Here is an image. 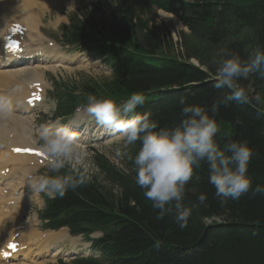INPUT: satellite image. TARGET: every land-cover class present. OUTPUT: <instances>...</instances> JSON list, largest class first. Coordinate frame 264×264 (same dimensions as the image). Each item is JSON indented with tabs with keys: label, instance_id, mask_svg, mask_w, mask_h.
Returning a JSON list of instances; mask_svg holds the SVG:
<instances>
[{
	"label": "trees",
	"instance_id": "16d2710c",
	"mask_svg": "<svg viewBox=\"0 0 264 264\" xmlns=\"http://www.w3.org/2000/svg\"><path fill=\"white\" fill-rule=\"evenodd\" d=\"M117 2L118 13L113 11L107 22L88 21L92 30L74 24L68 32L73 40L82 41L96 28L98 50L107 55L112 67L113 77L104 86L85 83L92 87V94L116 100L139 92L146 102L138 111L151 112L161 127L180 120L181 98L210 109L217 96L232 90L214 87L216 66L198 68L189 64L188 56L180 61L159 52L148 20L143 19L148 11L154 7L171 11L189 29L201 30L202 36L214 42L219 37L227 39L230 52L239 54L242 61L258 47L264 48V0ZM101 15L106 16L103 11ZM82 17L86 21L88 13L82 12ZM242 30L249 35L238 38ZM250 38L252 43L247 42ZM252 85L258 87L253 94ZM237 86L247 97L242 103L220 107L215 139L222 149L234 140L247 141L253 151L248 166L252 186H264V77L251 73L239 79ZM138 148L139 142L123 152L127 158L123 172L96 156L110 183L102 188L95 180H87L50 202L46 216L55 225L64 216V222L80 232L102 230L103 237L94 244L105 259L103 264H264V195L253 196L250 190L238 200L222 202L209 183L207 165L194 167L184 203L198 207L181 229L172 214L157 219L159 210L136 185L131 157ZM201 193L207 196L203 205L197 200ZM83 264L102 263L93 259Z\"/></svg>",
	"mask_w": 264,
	"mask_h": 264
},
{
	"label": "clouds",
	"instance_id": "9594fccd",
	"mask_svg": "<svg viewBox=\"0 0 264 264\" xmlns=\"http://www.w3.org/2000/svg\"><path fill=\"white\" fill-rule=\"evenodd\" d=\"M215 70L216 89L228 88V94L217 96L210 109L187 104L181 98L180 120L172 126L161 127L152 113L137 112L146 102L144 95L133 92L122 103L109 98L86 97V111L95 122L120 135L126 146L139 142L131 157L135 183L144 196L158 209L157 219L172 214L181 229L185 228L198 204L184 203L186 185L193 177L194 167L207 165L209 183L215 196L222 202L238 200L249 193L264 195V186H252L248 166L253 151L247 141L234 140L222 149L215 137L218 134L217 114L221 106L244 102L247 93L237 81L251 73L264 77V48L258 47L246 61L239 54L225 50ZM79 110V109H78ZM211 113V114H210ZM75 125L59 121L41 124L36 130L38 148L54 175L28 177V185L35 192H44L50 198L63 197L90 178V165L85 148L74 129ZM62 169H68L60 174ZM207 196L201 193L197 200L203 205Z\"/></svg>",
	"mask_w": 264,
	"mask_h": 264
},
{
	"label": "bare ground",
	"instance_id": "6f19581e",
	"mask_svg": "<svg viewBox=\"0 0 264 264\" xmlns=\"http://www.w3.org/2000/svg\"><path fill=\"white\" fill-rule=\"evenodd\" d=\"M33 1L34 0H0V10H1L0 21L5 23L10 21L7 27V32H9V28L12 26L13 23H20L25 27V37L27 39V42L26 40H23L24 54L31 55V58L28 59L26 62L23 61L25 63L23 67L19 66L18 68L20 73L19 79L21 80L20 69L25 68L26 64L28 63L32 64L33 61L41 62V65L36 63L37 65L33 66V68L31 69L29 68L28 70L29 75L27 76V79L29 80V84H32L33 82L32 81L33 73H39L41 74V76H43L44 70H46L49 67L45 63L54 62V65L52 66L53 68H57L59 66H62L63 64V58L59 56L60 54L57 51L56 47L50 48L49 47L50 45L43 47V38L40 36L39 29L36 26L37 24L35 20L36 15L32 10L29 9L30 8L29 5ZM38 1L44 2L43 6L36 4L37 11L39 14L43 13V9L45 8L49 10H54L60 7V2H59L60 0H38ZM169 15L172 16V14ZM1 17H3V19H1ZM8 35H10L15 39L23 38L21 33L13 32V33H8ZM2 53L3 52L0 51V60L5 56ZM42 87H44L43 82H42ZM34 95H38V89H36L35 87L27 86L21 88L20 87L13 88L12 85L7 82L4 75L0 74V98L1 100L10 103V106L20 104L21 100L28 101ZM28 110L29 109L26 107V104L24 103L22 104V108L13 109L12 111H6L2 113V115L0 114V119H1L0 133L1 132L5 133L8 132L7 131L8 129L9 131L10 128L12 129L9 133L5 135V138L2 139L0 137L1 139L0 141H3V143L6 145L5 146L3 144L6 147L5 148L6 150H3L4 147L0 142V146L1 148H3L0 150V201H1L0 203L4 204L5 202L6 204L7 203L11 204V206L8 207L7 209L3 207L0 210V231L2 228L1 224L3 220L6 219L5 216L3 215V212H6L7 218L8 217L13 218L15 216L16 217L18 216L15 204L16 205L18 204L19 206V203H21L24 199L22 195L29 192L28 188L31 189V187L28 185V177L31 176V173L36 171L37 169L36 167L38 166L36 163L31 162V161L36 162L33 156L27 155L24 152H21L19 154L12 152L13 148L26 149L29 146L32 147L34 144L33 142H31L32 139H29L26 142L22 141V143H18V142L12 143L11 140L10 141L8 140V143L11 142L12 145L7 144V139H10L8 138V136L11 132H16L17 134L18 131L20 130L21 131L28 130L29 133L31 132L30 124L32 123V120L30 118H26L24 114L25 111ZM30 111L31 110H29V112ZM77 115H78L77 116L78 120L83 121L82 115L79 113ZM77 123L78 121L75 124ZM23 124H25L26 127ZM73 130L75 131V129ZM79 131L80 130H78L77 132L78 135L81 132H83V130L81 132ZM25 137L27 138V135ZM29 162L32 164L30 165ZM8 190H10L12 194L14 193L16 195L7 196L8 194L6 195V193H8ZM22 227H26V226H22ZM26 233L29 234V231L26 232L25 230V234ZM11 234L9 235V239L7 238V240H11ZM33 234L38 236L37 239L38 241L37 243L34 244L35 246L34 248H32V251L30 250V246L27 245H26L27 247L24 246L25 244H23L24 243L23 240L25 237L24 238L21 237V239L19 240V244H17L16 246L17 249H15L16 250L15 253L11 254L10 256L13 260L27 261L28 259L32 260V258L34 260L36 257H46V256L53 257L58 253L62 252V249L60 248L59 244L64 243L67 239L71 238L66 234V232L63 229H60L55 232L49 231V232H42L39 234H37L36 232ZM37 246L38 248H36ZM70 246L72 248L74 244L72 243L70 244ZM52 248L56 249V252H54L53 254L51 252ZM71 250H75V249L72 248ZM4 251L6 250L2 249V247L0 246V258L3 255ZM6 252H8V250ZM19 264H26V263L20 262Z\"/></svg>",
	"mask_w": 264,
	"mask_h": 264
},
{
	"label": "rangeland",
	"instance_id": "374dc122",
	"mask_svg": "<svg viewBox=\"0 0 264 264\" xmlns=\"http://www.w3.org/2000/svg\"><path fill=\"white\" fill-rule=\"evenodd\" d=\"M62 1L63 2L59 1L60 5L62 3H64V2H66V3H64V5H61V7H58L57 9H54V10H49V9L45 8V9H43L45 11L42 14H39V15L35 12L34 6H31V4L29 5V7H30L29 9L32 10L35 13V15H36V18H35L36 23H37L36 26L40 27L43 30V32H46V37L49 40H54L55 39L56 42L59 43V44H60V42H59V35H60L59 27H60V25L63 24V23H68V20H69L71 14L74 13V12H77V10H79V9H82V10H93L94 9L93 3H94L95 0H70V1L69 0H66V1L62 0ZM105 1L106 0H101V2L103 4L101 6V8L106 13H109L110 7L104 5ZM108 1H109V3H112V0H108ZM96 11H97V9H96ZM58 14L61 16V20L59 22L54 23V17H57ZM169 14H171V13L155 11L154 10V11L148 12L146 14V16L144 17V19L148 20V26L151 27V31H152L153 36H154V41L157 44L158 51L163 53V54H166L168 56L174 57V58L184 59L183 57L188 56L190 62H194V63H197V64H201V62L204 63L203 65H201L204 68H206L208 66H211V67H215L216 66V68H217V66H218L217 62L222 58L220 54L222 52H224L225 50L230 52V49H229L230 46H229V42L227 41V39L223 38V40H222V38L219 37L217 42H214V40H212V38H210V36H207V35H203L202 36V33H201L202 31L201 30L196 29V27L194 29H189L186 25H183L177 19L176 16L174 17L173 15L171 16ZM95 15L97 17H100L99 13H96ZM1 19H3V17H1ZM6 23L9 24L10 21L6 22ZM242 35L248 36L249 34L246 33V30H242L240 33H238L237 37L240 38ZM251 39L252 38H250L247 42L252 43ZM213 43H216V44H213ZM243 43H245V42H243ZM43 47H44V44H43ZM62 51L66 54V57L68 59H71L73 61H77L80 58L78 56H86V55H75V54H78V53L84 54V52H81L80 48H76L74 46L64 47L62 49ZM82 60H84V58H82ZM79 70L85 71V72L95 76L97 79H104V78L108 77L109 73H110V70L103 63H101L100 61H97V64L90 65V66L88 64L81 63V64L76 65V66L71 67V68L62 69V70L58 71L57 73L61 74V75H64L63 78H65V77H70V76L76 75L78 72H81ZM42 77H44V74H43ZM244 81H246V80H244ZM43 86H44L43 88H45V86H46L45 82H43ZM253 87L254 88H252V89H255V90L252 91V94L256 90H258L257 86L256 87L253 86ZM25 117L26 118H30L32 120L31 116L30 117L25 116ZM32 117H33V119H36L37 122H41V120L36 115H33ZM77 121H79V120L77 119ZM77 121H73L74 122L73 124H75ZM79 122H81V121H79ZM23 125L26 127L25 124H23ZM32 126H33L34 137L37 139L38 135H37V131L36 130L39 128L40 124L39 123L38 124H33ZM11 130L12 129L10 128V131ZM7 131L8 132H5V133L1 132L0 133V137L2 139L5 138V135L10 132L9 129ZM20 131H18V134L16 132H11L9 134V136H8V138H10V139H7V144H11V142L8 143V140L9 141L11 140L12 143H15V142L22 143V141L26 142L29 139H32L31 142L34 143V137H33V134H32V128H31V132L30 133H29L28 130L27 131L23 130L24 132L23 131L20 132ZM81 131L82 130H80L79 132H81ZM26 135H27V138L25 137ZM23 138L24 139L26 138V139L24 140ZM120 138H121L120 136H118V137L117 136L110 137L104 143H102V144L99 143L95 147H93V148H91L89 150H87L84 147L85 151L87 153L86 159H87V161H88V163L90 165V171L96 170L95 169V165L91 161V155L93 153V150L104 153L109 158V160L111 162H113L118 168H120L121 170H125V165L122 162L121 156H119V154H120L119 147H118V149L116 151L115 147H114V144H112V143H119L120 142L119 141ZM0 142L2 143V145L4 144L3 141H0ZM4 145H3L4 149L1 148V146H0V150L1 149L6 150L5 149L6 145L5 146ZM35 161H36V159H35ZM31 162L34 163V161H31ZM32 163L29 162L30 165ZM42 164L46 165L45 161L42 162ZM24 167H22V168H24ZM40 171H41V169L38 170V171H34L33 172V177H35L39 173H41ZM106 183H108V182H106ZM106 185L107 184H105V187H106ZM6 195L10 196V195H16V194H14V193L12 194L11 191L8 190V193H6ZM36 201H37V199L33 200V202H36ZM4 204L0 203V205H1L0 206V210L3 207L7 209L8 207L11 206L10 203L6 204L4 202ZM21 204L24 205V203H19V205H21ZM38 205H39L38 203L34 204L33 209L36 206H38ZM17 206H18V204L17 205L15 204V207H17ZM3 215L5 216V218H7L6 217V212H3ZM18 217L19 216H17V218ZM215 220H217V219H215ZM30 224H31V227L33 228L34 232H37L35 223L31 219H30ZM23 228H24V230H26L25 229L26 227H23ZM47 232H49V231H47ZM24 237L22 236V238H24ZM8 239H9V237H8ZM77 240H78V243L80 244L81 247H84L86 245V243L82 239V237L78 236ZM37 241H36V243H37ZM66 241H69L70 244L73 243L74 246L72 248L75 249L74 248L75 245H76V240L75 239L73 240V239L69 238ZM23 242H24L23 244H25L24 246H26L27 244L25 243L24 240H23ZM36 248H38V246ZM96 256L99 258V260L101 261L102 264L105 262V259L103 258V256H102V254H101L99 249L96 251ZM55 259L56 258L44 259L43 261H41L39 263H35V264H52V263H54ZM32 260H33V258H32ZM32 260L28 259L27 261H32ZM26 264H32V263H26Z\"/></svg>",
	"mask_w": 264,
	"mask_h": 264
},
{
	"label": "snow or ice",
	"instance_id": "6c2138e0",
	"mask_svg": "<svg viewBox=\"0 0 264 264\" xmlns=\"http://www.w3.org/2000/svg\"><path fill=\"white\" fill-rule=\"evenodd\" d=\"M16 27L18 28L19 26H16ZM7 47H8L11 51H13V52H17V51L20 50L18 42L13 43V44H9V45H7ZM35 99H39V97L34 95V96H33V100H35ZM29 103H32V100H30ZM16 151H27V152H33L32 149H16ZM34 154H36V155H41V156L44 155L42 152H34ZM8 247H9L10 249H13V250H14L15 247H16V245H15V244H9ZM5 255H6V254H5Z\"/></svg>",
	"mask_w": 264,
	"mask_h": 264
}]
</instances>
